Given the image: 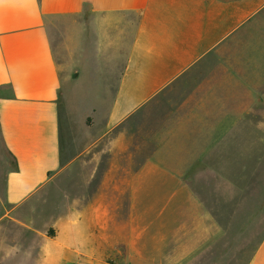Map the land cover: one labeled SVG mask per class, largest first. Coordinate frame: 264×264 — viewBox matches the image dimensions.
<instances>
[{
  "label": "crops",
  "instance_id": "obj_1",
  "mask_svg": "<svg viewBox=\"0 0 264 264\" xmlns=\"http://www.w3.org/2000/svg\"><path fill=\"white\" fill-rule=\"evenodd\" d=\"M260 24L264 0H0V264H264L252 81L206 61ZM63 102L102 139L64 146ZM172 102L140 163L121 131Z\"/></svg>",
  "mask_w": 264,
  "mask_h": 264
},
{
  "label": "rangeland",
  "instance_id": "obj_2",
  "mask_svg": "<svg viewBox=\"0 0 264 264\" xmlns=\"http://www.w3.org/2000/svg\"><path fill=\"white\" fill-rule=\"evenodd\" d=\"M234 46H225L220 49L216 58L214 55L206 61L211 62L213 70L216 69L215 64L219 63V78L230 79L242 77L249 79L251 84L248 87L252 101L248 114L244 118V125L250 128V143L248 161L243 167L235 166L245 172L249 170L250 183L248 189L251 194L256 191H264V25L256 26L250 33H242L235 38ZM262 51L263 53H261ZM58 59L61 65L63 76H66L64 70V59L58 53ZM232 69H229V68ZM234 70V71H233ZM255 80V81H254ZM222 85H220L221 88ZM230 87V85H228ZM247 87V86H246ZM223 88V87H222ZM258 97L262 101L258 102ZM172 103L160 105V107H149L144 113L140 114L123 130L119 138L129 142V145L135 143L137 145V157L140 163L149 158L157 143L153 141V131L163 122L164 111L168 110ZM85 122L92 127V133H83ZM91 120L85 119L74 114L67 102L62 103V125L64 134V146L73 145V141L77 140L85 146H90L93 142H97L104 136V126H94ZM83 131V132H82ZM118 139V138H117ZM115 141V137L111 139ZM130 152L135 157L136 150L132 147ZM92 156H95L92 155ZM246 177V176H245ZM237 185V182H236ZM247 183L245 184V186ZM31 264H37L31 261ZM63 264H70L69 261Z\"/></svg>",
  "mask_w": 264,
  "mask_h": 264
},
{
  "label": "built area",
  "instance_id": "obj_3",
  "mask_svg": "<svg viewBox=\"0 0 264 264\" xmlns=\"http://www.w3.org/2000/svg\"><path fill=\"white\" fill-rule=\"evenodd\" d=\"M75 264H80V263H75Z\"/></svg>",
  "mask_w": 264,
  "mask_h": 264
}]
</instances>
